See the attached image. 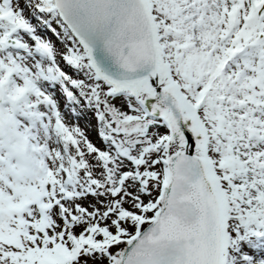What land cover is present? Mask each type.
<instances>
[{
  "label": "snow or ice",
  "instance_id": "1",
  "mask_svg": "<svg viewBox=\"0 0 264 264\" xmlns=\"http://www.w3.org/2000/svg\"><path fill=\"white\" fill-rule=\"evenodd\" d=\"M0 264H264V0H0Z\"/></svg>",
  "mask_w": 264,
  "mask_h": 264
}]
</instances>
